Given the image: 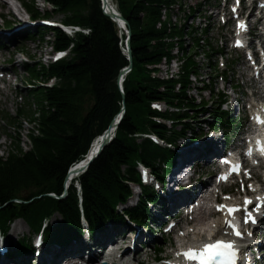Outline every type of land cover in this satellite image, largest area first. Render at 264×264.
I'll return each instance as SVG.
<instances>
[{"label":"trees","instance_id":"16d2710c","mask_svg":"<svg viewBox=\"0 0 264 264\" xmlns=\"http://www.w3.org/2000/svg\"><path fill=\"white\" fill-rule=\"evenodd\" d=\"M45 1L55 11L65 14L66 23L88 28L90 33L88 36L77 35L71 41L55 30L52 45L56 49H63L73 42L70 59L48 66L25 65L26 80L33 87L29 91L32 104L17 110L16 117L4 116V120L16 128L19 119H27L41 136L33 131L29 133L31 149L27 152L21 148L20 141L14 139L5 157H0V228L7 230L8 223L15 218H22L30 227H38L43 219L58 213L63 222L49 234L53 240L57 230H63L65 235L77 233L80 213L73 187L63 200L47 195L62 193L69 167L83 158L91 141L119 112L123 100L116 79L128 62L119 48L117 28L102 14L99 0ZM115 1L131 31L134 72L123 84L125 115L114 140L78 180L83 212L91 228L117 216L114 206L128 197L125 181L132 180L136 162L142 161L153 168L157 176H163L160 172L163 163L170 165L172 162L171 151L154 147L146 140L136 145L134 136L147 132L149 127L173 144L187 129L177 130L180 120L191 117L188 111L181 113L182 109L193 111L196 107L185 95L188 71L177 81L153 82L142 70L144 64L158 63L163 57L167 61L173 58L170 53L172 42L167 39L177 35V31L170 28L172 33H168L167 22L157 27L161 6L170 0ZM25 9L33 18L41 17L32 0L25 3ZM51 76L57 77V84L50 89L41 86ZM176 84H180L178 92L175 91ZM161 86L163 92L158 90ZM153 100L177 108V111L163 115L173 122L171 129L148 122V103ZM221 115L218 111L213 112L215 119L219 120ZM150 197L151 193L144 189L136 208L127 214L132 219L138 214L145 215V201L151 200Z\"/></svg>","mask_w":264,"mask_h":264},{"label":"rangeland","instance_id":"374dc122","mask_svg":"<svg viewBox=\"0 0 264 264\" xmlns=\"http://www.w3.org/2000/svg\"><path fill=\"white\" fill-rule=\"evenodd\" d=\"M11 2V0H10ZM11 6L12 8H14V10L17 8V4H14L13 2H11ZM10 7V6H9ZM8 7V8H9ZM39 10L41 13H43L44 11H50L51 9L49 8V6H45V8H41L39 7ZM7 12V10H6ZM15 12V11H14ZM19 13L23 16H24V12L19 10ZM63 17V16H62ZM61 16H59L58 18H56L57 20H62ZM0 25H1V22H0ZM47 40V39H46ZM48 40H52V36L48 34ZM35 46H37V41L35 43L33 42H29L27 43V46L25 47V50H24V53H25V58L27 59L28 57L31 59V57L35 56L37 58V60L40 59V56L39 54H41V56H43V54L45 52H48V49H45L44 47L42 49H37ZM9 54L10 52H7L4 56V59H9ZM12 57V56H11ZM25 58H21L19 56H17L14 61L12 63H9V64H5L6 67H11L12 69L15 70L17 76H18V82L20 83V80L23 82L24 79L27 77L26 73L24 72V69H23V66L22 64L25 62ZM37 60H33L32 63H36ZM42 63L44 65L47 64V61L44 59L42 61ZM197 63L199 66H206V64L208 63V61L206 59H203L201 57H199L197 59ZM174 68L173 70H175V63L172 65ZM204 68H203V71H204ZM205 70H207L205 68ZM190 96H194V98L196 96V92L194 91H191ZM18 94H14L13 92H10L9 95H7V97H2L1 99V103H3V106L0 107V112L1 111H8L9 113H11L12 115L15 114V110L17 108V104L20 102L19 101V98H17ZM22 103V102H21ZM25 103V101H24ZM1 114V113H0ZM208 116H202L200 117V119L203 121H210L209 118H207ZM205 125L203 124L202 125V128L204 127ZM32 128V124H30L29 122L27 121H23L21 120L20 121V130L18 132H15V130L9 128L7 126L4 125V123L1 122L0 120V156L4 154V152L8 151L12 144H11V141H10V137L9 136H5L4 133H7V134H11L13 135L14 137H18L21 139L22 141V144L21 146L26 149V144L25 143V139H26V135L28 134L29 130ZM19 134V135H18ZM183 141H180L177 143V145H180L182 144ZM200 169V168H198ZM132 204V203H131ZM58 217H52L51 219L47 220V223L51 226H54L57 222H58ZM30 231L28 229V227L21 221H17L13 224H11V229L10 231L8 232V239L11 238V240H14V234L18 235L19 237H21V235H24L25 237H27L28 235L30 236Z\"/></svg>","mask_w":264,"mask_h":264},{"label":"snow or ice","instance_id":"6c2138e0","mask_svg":"<svg viewBox=\"0 0 264 264\" xmlns=\"http://www.w3.org/2000/svg\"><path fill=\"white\" fill-rule=\"evenodd\" d=\"M259 145V142H258ZM260 151L262 153H264V145H260ZM250 203V201H249ZM226 207V206H220L221 210ZM228 213L229 215L234 214L236 211H238V208H228ZM248 219H251V221L253 223H255L254 218L248 217L245 222H248ZM230 227L233 228L235 234L237 236L241 235L239 230L236 229L235 225H229ZM225 252H227L228 254H230L231 256H235V252L233 251V245L231 243H225L223 241H217L215 244H207L204 246V249L202 251L200 250H195V249H189L183 253H181V255L184 256V258L186 260L189 261H194V260H200V261H204L206 257H210L213 255H223L225 254Z\"/></svg>","mask_w":264,"mask_h":264},{"label":"water","instance_id":"95a60500","mask_svg":"<svg viewBox=\"0 0 264 264\" xmlns=\"http://www.w3.org/2000/svg\"><path fill=\"white\" fill-rule=\"evenodd\" d=\"M104 4L107 5V0H103ZM109 17L115 19L116 21H118L115 13L111 12V14L109 15ZM131 33L130 31H128V38L130 39ZM127 54L129 59L131 60V49H130V41H127ZM120 75H123V73L121 72ZM117 124V120H114L110 123L107 131L104 133V135L101 137V143L99 144L98 148L96 151H94L93 153H91L87 159L85 160L84 164L78 165L73 167L69 173L68 176L66 177L67 180L71 177V176H77L80 175L83 171H85L91 164L92 162L96 159V154L97 152H99V154L101 153V150L108 144V142L111 139V132L113 129L116 128ZM98 154V155H99Z\"/></svg>","mask_w":264,"mask_h":264},{"label":"bare ground","instance_id":"6f19581e","mask_svg":"<svg viewBox=\"0 0 264 264\" xmlns=\"http://www.w3.org/2000/svg\"><path fill=\"white\" fill-rule=\"evenodd\" d=\"M99 140L95 141L94 144L92 145L90 152H94L95 149H97L98 145H99ZM75 178H73L72 180H74ZM94 263H96V261H94Z\"/></svg>","mask_w":264,"mask_h":264}]
</instances>
